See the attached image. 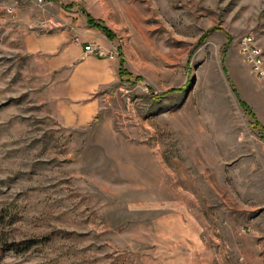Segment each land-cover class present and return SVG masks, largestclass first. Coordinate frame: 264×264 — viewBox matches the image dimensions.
Listing matches in <instances>:
<instances>
[{"label":"rangeland","instance_id":"obj_1","mask_svg":"<svg viewBox=\"0 0 264 264\" xmlns=\"http://www.w3.org/2000/svg\"><path fill=\"white\" fill-rule=\"evenodd\" d=\"M249 34L264 0H0V264H264ZM84 59L108 82L64 124Z\"/></svg>","mask_w":264,"mask_h":264},{"label":"crops","instance_id":"obj_2","mask_svg":"<svg viewBox=\"0 0 264 264\" xmlns=\"http://www.w3.org/2000/svg\"><path fill=\"white\" fill-rule=\"evenodd\" d=\"M104 62H97L94 59H84L80 66L76 67L72 73V82L75 84L74 98L83 101V105L79 108L71 109L75 111L74 118L66 117L64 124L85 125L94 120L99 111V103L97 100H92L91 97L97 92L101 85L108 82V71L101 72V67ZM86 65V66H85ZM106 65V64H105ZM96 66L94 69L92 67ZM85 101H87L85 103Z\"/></svg>","mask_w":264,"mask_h":264},{"label":"built area","instance_id":"obj_3","mask_svg":"<svg viewBox=\"0 0 264 264\" xmlns=\"http://www.w3.org/2000/svg\"><path fill=\"white\" fill-rule=\"evenodd\" d=\"M94 46H86V54L96 51ZM239 51L243 59L250 65L255 76L264 80V51L257 45L256 39L252 34L242 37L239 41ZM100 55L103 52H99Z\"/></svg>","mask_w":264,"mask_h":264},{"label":"trees","instance_id":"obj_4","mask_svg":"<svg viewBox=\"0 0 264 264\" xmlns=\"http://www.w3.org/2000/svg\"><path fill=\"white\" fill-rule=\"evenodd\" d=\"M86 15H87V17H88V24L90 25V26H93V27H99V25H97L96 23H95V21L92 19V17L89 15V14H87V13H85ZM242 106H245V107H247L246 105H245V103L244 102H242V104H241ZM251 115H253V117H255L254 116V114L253 113H251Z\"/></svg>","mask_w":264,"mask_h":264}]
</instances>
